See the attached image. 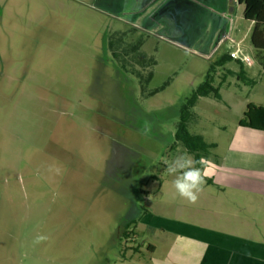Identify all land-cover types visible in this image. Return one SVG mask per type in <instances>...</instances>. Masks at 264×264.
Here are the masks:
<instances>
[{
    "label": "rangeland",
    "instance_id": "374dc122",
    "mask_svg": "<svg viewBox=\"0 0 264 264\" xmlns=\"http://www.w3.org/2000/svg\"><path fill=\"white\" fill-rule=\"evenodd\" d=\"M241 10L237 0H0V264H144L147 245L160 251L169 235L149 215L136 226L144 210L165 223L209 214L213 188L189 204L165 161L185 152L173 137L180 110L209 76L222 101L198 98L187 129L217 144L210 159L224 157L239 101H264L255 61L246 84L226 75L233 62L214 64L237 42L251 54ZM235 19L236 34L224 28ZM130 27L153 48L142 49L154 61L143 86L132 57L108 44L120 31L133 39ZM208 201L236 213L227 193Z\"/></svg>",
    "mask_w": 264,
    "mask_h": 264
},
{
    "label": "crops",
    "instance_id": "0c3cea01",
    "mask_svg": "<svg viewBox=\"0 0 264 264\" xmlns=\"http://www.w3.org/2000/svg\"><path fill=\"white\" fill-rule=\"evenodd\" d=\"M21 1L19 0V3ZM112 1L119 2L123 0ZM136 1L140 3L144 0ZM241 6V16L243 18V5ZM27 12L31 14L36 11L27 10ZM242 26L239 19H235V21L228 22L224 28H229L231 32L236 34L239 33ZM251 28L252 23L248 22L245 30L246 35L242 36L238 41H241L243 44L245 38L249 37ZM121 32L124 33V31ZM139 34L143 35L147 34V32L138 28L135 37ZM142 37L146 36L143 35ZM147 40L148 42L150 41L148 37H146V40L143 38V45ZM149 44L144 47L142 45L141 51L142 49L146 51L150 47ZM151 49L153 50V48ZM229 62H233L236 67L228 68L226 75H230L235 77L236 80L241 81L238 79V74H240L241 78L245 76L243 69L247 66L239 65L234 61H228L225 64ZM226 75L222 77L221 82L226 80ZM169 81L170 79L165 82L167 83L166 86L169 85ZM219 96L220 99H214L221 102L223 97L220 92ZM258 98L262 101L255 102L247 97L239 101L237 106L242 110L236 120L233 133L226 144L224 157L214 156L213 159H210L209 156L201 160L199 168L205 177L204 188L212 187L215 192L209 193L207 198H205L209 205V214L205 213L198 218L189 216L187 220L183 221L168 220L169 226H166L167 222L165 223L162 217H158L156 214L150 215L151 212L144 210L142 216L135 222L136 226H143L145 224L140 219L146 217L145 215H149L148 219L158 218L160 222H153V225L156 227L159 225V229L166 228V233L169 234L160 251H157L156 247L151 244L147 245L150 256L144 261V264H264V227L261 226L264 225V222L263 218H259L255 211V209H260L262 205L260 202L264 201V131L238 125V121L242 118L247 104L252 103L264 106L263 99L261 97ZM225 106L229 107L226 103ZM208 144H214L215 148L217 147L216 143ZM224 193H227L228 199L233 201L235 205L236 213L233 215L220 214L217 208L211 209L212 205L208 199L212 198L216 200L217 195H224ZM235 195L239 201L244 199L251 201L255 198L257 201L254 200L256 203L254 207H251L250 211L249 208L242 207V205L239 206L240 204L234 202L233 198ZM200 196L201 194H199V198ZM217 206L220 208L221 205L217 204ZM223 209L226 208L224 207ZM245 212L250 216L248 214L245 215ZM227 223L228 227L223 226ZM126 227H128V224Z\"/></svg>",
    "mask_w": 264,
    "mask_h": 264
},
{
    "label": "trees",
    "instance_id": "16d2710c",
    "mask_svg": "<svg viewBox=\"0 0 264 264\" xmlns=\"http://www.w3.org/2000/svg\"><path fill=\"white\" fill-rule=\"evenodd\" d=\"M240 5H243V18L244 20L252 23V28L249 34V46L250 56L253 61L264 71V0H237ZM132 35H135L137 28L130 27ZM126 33V31H124ZM123 32H121L114 41H109V47L115 49V57H122L123 59L132 57L130 60L134 67H144L147 63H153L152 57H147V54L141 51L143 45V35L131 39L129 42H123ZM114 45V46H113ZM233 61L229 56V53L221 54L214 64L218 67L223 66L226 62ZM237 62L239 65L240 63ZM134 70L133 73L140 77L142 86L145 82H148V77L142 76L140 71ZM136 71V72H135ZM238 79L243 82H250L245 76L242 78L238 74ZM213 80L209 76L204 82L194 89L190 97L185 100L180 110L179 120L175 126V132L173 134L174 140L182 144L184 149L192 155L194 159L198 161L196 167L201 166V160L206 157V154L210 149L215 148L214 144H208L204 141L203 137L196 134H191L187 129V122L191 117V109L195 105L196 101L200 97H208L212 95L216 99H220L219 87L213 86ZM167 83H164L161 87L152 90V94H155L161 90H164ZM238 125L250 129L264 131V106L249 103L243 112L242 118L238 121Z\"/></svg>",
    "mask_w": 264,
    "mask_h": 264
},
{
    "label": "clouds",
    "instance_id": "9594fccd",
    "mask_svg": "<svg viewBox=\"0 0 264 264\" xmlns=\"http://www.w3.org/2000/svg\"><path fill=\"white\" fill-rule=\"evenodd\" d=\"M166 173L173 176V188L178 197L186 200L189 204L197 203L199 194L203 191L205 177L200 168L196 167L198 161L186 150L171 161H165ZM46 237L38 236L36 243L45 240Z\"/></svg>",
    "mask_w": 264,
    "mask_h": 264
},
{
    "label": "built area",
    "instance_id": "2783aa9c",
    "mask_svg": "<svg viewBox=\"0 0 264 264\" xmlns=\"http://www.w3.org/2000/svg\"><path fill=\"white\" fill-rule=\"evenodd\" d=\"M229 56L233 61H238L242 65L251 66L254 61L252 57L240 47V43H236L232 50L229 52Z\"/></svg>",
    "mask_w": 264,
    "mask_h": 264
},
{
    "label": "flooded vegetation",
    "instance_id": "af4514ba",
    "mask_svg": "<svg viewBox=\"0 0 264 264\" xmlns=\"http://www.w3.org/2000/svg\"><path fill=\"white\" fill-rule=\"evenodd\" d=\"M141 69H142V67L140 66V68L139 67H137V70L136 71H140L141 72ZM135 71V72H136Z\"/></svg>",
    "mask_w": 264,
    "mask_h": 264
}]
</instances>
